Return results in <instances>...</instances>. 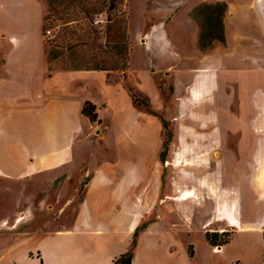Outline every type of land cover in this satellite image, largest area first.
<instances>
[{
	"label": "crops",
	"instance_id": "crops-1",
	"mask_svg": "<svg viewBox=\"0 0 264 264\" xmlns=\"http://www.w3.org/2000/svg\"><path fill=\"white\" fill-rule=\"evenodd\" d=\"M203 1L190 0L186 7L187 0H125L131 45L146 48L143 57L147 65L155 67L154 75L174 77L176 94L181 95L178 118L183 117V102L190 104L187 100L191 98L202 104L201 99L218 84L219 63L214 56L218 51L202 52L197 47V33L186 29L187 22L197 26L187 12ZM226 2V48L233 47L232 23L239 22L243 29L239 43L244 46L241 54L235 53L248 68L255 69L258 82L264 83V2ZM45 8L44 0H0V264H114L136 236L138 240L139 225H144L152 241L163 244L169 239L179 243L187 220L192 221L191 230L204 229L215 235L231 229L235 234L238 228L249 232L243 223L256 220L257 226L264 222V179H256L257 174L264 177V169L256 174L250 169L257 162L264 168V141L256 149L240 144L226 153L228 182L224 188L200 178L201 186L208 187L212 196L215 189L230 190L220 204L225 202L232 212L237 207L232 214L243 223L214 227L210 219L219 205L214 196L213 214L198 218L197 192L182 197L187 190L183 182L178 194H170L163 188L161 174L155 178V169L163 160L165 123L156 112L164 109V102L156 109L147 104L141 109L121 80L111 81V70L59 67L60 57L50 58L51 48L44 36ZM134 22L139 28L136 31ZM147 27L150 30L145 34ZM141 35L146 38L142 40ZM155 43L160 45L157 51ZM133 50L131 46L128 73L140 69L134 66ZM190 59L196 67L184 68L182 64ZM190 78V94L185 96ZM251 81L247 77L240 80L245 87ZM253 91H264V87ZM252 101L250 110L261 109L256 120L264 131V100L259 105ZM86 102L95 105V120L82 112ZM248 113L246 124L251 128ZM228 117L232 121V114ZM108 135H123L124 147L105 145ZM91 143L103 145L97 150L100 160L74 164L75 155L87 156L86 147ZM252 181L259 184L256 191L250 186ZM83 183V197L78 200ZM153 185L160 192L152 199L148 192ZM191 190L196 191H187ZM36 204L41 211H35ZM57 205L59 211L52 218L48 211ZM73 205L69 227L52 228ZM157 207L161 211L156 214ZM217 246L222 248V244ZM135 254L132 264L138 263Z\"/></svg>",
	"mask_w": 264,
	"mask_h": 264
},
{
	"label": "rangeland",
	"instance_id": "rangeland-1",
	"mask_svg": "<svg viewBox=\"0 0 264 264\" xmlns=\"http://www.w3.org/2000/svg\"><path fill=\"white\" fill-rule=\"evenodd\" d=\"M44 1L46 3L45 23L49 27L46 28L52 30V34L48 36L44 31V36L51 48L50 58L60 57L59 67L108 68L111 70L109 74L111 81L121 80L123 87L127 89L134 103L141 109H146L145 104L148 107L155 108L158 107L161 100L164 102V109L156 113L165 122L162 136L166 144L163 145L162 149L163 160L161 159L162 161L155 169V178L159 179V173L161 174L163 188L166 189L165 192L168 189L170 194H178L179 187L184 182L187 190L195 188L196 191L191 190L192 194L185 195L187 191L185 190L182 197L188 198L191 195L196 196V192L198 193L199 198L196 200L199 203L196 211L198 218H208L213 214L215 207L212 201L215 197L219 205L217 206V212L214 213V219H210L214 223V227L220 224L238 227L239 224L237 223L240 221L243 223L241 219L234 217L232 214L237 211L236 206L232 212L225 202L222 205L220 204L221 201L227 200V196L230 194V190L220 189L224 188L228 182L227 166L225 164L226 153L232 148H237L240 144H243L245 148L255 147L256 149L264 141V131L259 130L263 125L261 124V127L257 124L258 120H256V114L259 111L261 112V109L256 110V108H253V110H250L251 99L254 104L258 105L261 104L260 100H264V91H253L263 88L264 83L258 82L259 77L255 76L257 74L254 71L255 69L248 68V63L243 62L241 57L235 53V51H238L241 54L242 45L244 46V44L239 43L243 37V29L239 22L232 23L234 45L229 50L226 48L227 43L219 40L213 41L211 47L206 49H201L197 44L202 52H211L215 48L218 51L214 55L219 63L216 68L218 84L215 88L212 87L213 90L211 89L206 98L201 99L202 104L197 105L198 102L191 100V98L187 100L190 104L183 102V117L178 118L181 113V111L179 113L181 99L178 97L181 95L176 94L174 77L154 75L152 70L155 67L150 64L147 65L143 57L146 48H135L133 43L131 45L127 32L129 9L125 4V0H115L113 9L109 8L110 0ZM226 1L245 3L251 0H204L190 12H187L188 17H193V13L200 15V24L196 22L197 26H191L189 22L186 23L187 31L191 34L192 31L196 32L199 40L201 27L209 25L208 17L210 14L208 8H199L204 4H215L217 2L227 4ZM189 2L190 0H187L186 7H188ZM261 2L263 3L264 0H261ZM170 5L173 7V2ZM183 8L185 9V7ZM225 20H227L226 11L224 13V28L226 26ZM136 27L137 25L134 22V31L139 29ZM149 30V27L145 28V34H148ZM244 30H247V28H244ZM231 35L230 39L232 40ZM141 36L142 40L146 38V36ZM131 46L132 49L134 48L132 52L134 66L140 69L128 73ZM159 46L154 45V50H159ZM124 63L125 66H123ZM182 66L186 69L196 67L192 59L186 61ZM247 70H250L248 74ZM213 76L214 83L217 75L214 73ZM246 77L250 81L251 79L257 81L253 82L252 80L251 84L245 87L240 80ZM190 82L191 78L185 84V93H183L185 96L190 94L188 91ZM159 96L161 99H159ZM200 98L201 96L198 97V99ZM210 111L215 115H209L211 114ZM227 113L230 117L232 114V121L226 116ZM247 113L251 128L246 124ZM261 117H264V115L262 114ZM170 133L172 135L167 140L166 138ZM122 136L114 135L113 137V135H108L105 145L111 147L114 143V147H124L125 142ZM116 137H119V139L115 140ZM136 142L139 143V141ZM101 148H103L102 144H89V147H86L87 156L75 155L74 164L98 162L100 156L97 154V150ZM250 169L252 173L256 174L264 168L257 162ZM201 177L208 178L209 182H218L220 189L213 190L214 197L210 194L208 187L201 186ZM256 177L258 181L263 182L264 177L261 174H257ZM250 186L255 191L259 188L257 181L250 182ZM83 192L84 183L77 192L78 200L83 197ZM159 192V188L153 185L148 194L152 195L150 197L153 199L159 195ZM69 195L70 192L68 191L67 196ZM38 207L39 205L36 204L35 211H41ZM59 208V205H57L56 208L48 211L52 218L57 215ZM73 208L74 205L69 207L63 214L62 220H56L54 222L56 224L52 228L69 227L71 219L74 217ZM159 208L155 209L156 214L161 211ZM207 210H209L208 213ZM182 212L184 213V209ZM187 221L189 224L185 229V233L180 237L179 243L170 239L163 244L158 243V241L154 242L148 237V232L143 230L144 225H139V228L141 226L139 229L140 235L138 234L137 241V236L133 241L135 242L133 254L135 252V255L138 254L139 257L137 264H150L155 261L165 263L166 261L175 260L184 264H264V222L257 226L254 225L256 220H249L247 221L250 222L248 224L243 223L247 230H251L249 232L238 230L237 233L233 234L231 231H234V229H231L230 232L225 234L215 235L211 232L207 234V230L204 229L193 231L191 230L193 227L191 226L192 221ZM258 228H260V231L255 230ZM149 236H154L156 239L161 237L157 235ZM220 244H222L221 249L217 246ZM171 250L173 252H170Z\"/></svg>",
	"mask_w": 264,
	"mask_h": 264
},
{
	"label": "trees",
	"instance_id": "trees-1",
	"mask_svg": "<svg viewBox=\"0 0 264 264\" xmlns=\"http://www.w3.org/2000/svg\"><path fill=\"white\" fill-rule=\"evenodd\" d=\"M114 2L115 0H110V6H109L110 9L114 8V7L112 8V6H114ZM203 8H208L210 11L208 17L209 25H207V27H201V34L198 40V44L201 49H206L208 47H211L213 41L215 40H219L221 42H225L226 40L225 28H224V13L227 9V4L225 2H217L215 4H204L199 9H203ZM192 16L200 24V15L197 13H193ZM46 27H48V25H46L45 23V14H44V22H43V30L45 29L44 31H46L49 28ZM123 66H125V63ZM88 69L110 70L108 68H101V67L88 68ZM95 110H96L95 105H93L90 102H86L83 106L82 112L88 115L92 120H95L97 118V113ZM164 127H165V123H164ZM171 135L172 134L170 133L166 139L167 140L170 139ZM164 144H166V142ZM161 158H162V154H161ZM134 245L135 242H133L131 248L127 252L117 257L114 264H132Z\"/></svg>",
	"mask_w": 264,
	"mask_h": 264
},
{
	"label": "bare ground",
	"instance_id": "bare-ground-1",
	"mask_svg": "<svg viewBox=\"0 0 264 264\" xmlns=\"http://www.w3.org/2000/svg\"><path fill=\"white\" fill-rule=\"evenodd\" d=\"M193 192L192 191H186L185 192V195H190V194H192ZM23 219V218H22ZM238 230H240V231H246V229L245 228H238ZM256 231H260V229H255ZM219 247V249H221L220 247L221 246H218Z\"/></svg>",
	"mask_w": 264,
	"mask_h": 264
},
{
	"label": "built area",
	"instance_id": "built-area-1",
	"mask_svg": "<svg viewBox=\"0 0 264 264\" xmlns=\"http://www.w3.org/2000/svg\"><path fill=\"white\" fill-rule=\"evenodd\" d=\"M45 34L48 36V35H51L52 34V30L51 29H47L45 31ZM221 248V247H220Z\"/></svg>",
	"mask_w": 264,
	"mask_h": 264
},
{
	"label": "water",
	"instance_id": "water-1",
	"mask_svg": "<svg viewBox=\"0 0 264 264\" xmlns=\"http://www.w3.org/2000/svg\"><path fill=\"white\" fill-rule=\"evenodd\" d=\"M114 6H112V8H113Z\"/></svg>",
	"mask_w": 264,
	"mask_h": 264
}]
</instances>
